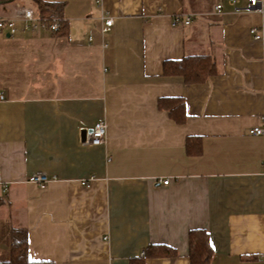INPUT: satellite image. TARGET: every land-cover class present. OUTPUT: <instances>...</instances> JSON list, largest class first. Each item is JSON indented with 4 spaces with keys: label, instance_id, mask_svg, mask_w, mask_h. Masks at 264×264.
<instances>
[{
    "label": "crops",
    "instance_id": "0c3cea01",
    "mask_svg": "<svg viewBox=\"0 0 264 264\" xmlns=\"http://www.w3.org/2000/svg\"><path fill=\"white\" fill-rule=\"evenodd\" d=\"M46 1L64 3L63 34L0 40V242L23 228L29 258L54 264H132L163 244L176 255L145 264H190L188 233L204 229L209 264H264V135L249 132L264 128V15L247 0ZM188 55L213 74L163 73ZM167 97L184 100L182 123L159 108ZM100 120L105 142L83 144ZM37 171L45 188L27 182Z\"/></svg>",
    "mask_w": 264,
    "mask_h": 264
},
{
    "label": "trees",
    "instance_id": "16d2710c",
    "mask_svg": "<svg viewBox=\"0 0 264 264\" xmlns=\"http://www.w3.org/2000/svg\"><path fill=\"white\" fill-rule=\"evenodd\" d=\"M17 0H0V4L12 3ZM34 13L42 16L59 19L56 33L63 34L66 24L62 21L63 2H48L46 0H29ZM214 72V62L208 55H188L181 59L166 61L163 64L165 75H180L186 83H200L205 81ZM159 108L168 111L169 116L177 123L186 118L185 102L180 97H167L158 100ZM8 258L0 260V264H54L51 261L31 260L28 256L27 232L23 228L10 229L8 233ZM188 256L190 264H209L213 250L209 236L204 229H192L188 233ZM143 257L134 258L132 264H145L144 259L152 257H171L176 251L163 244H150L143 250Z\"/></svg>",
    "mask_w": 264,
    "mask_h": 264
},
{
    "label": "built area",
    "instance_id": "2783aa9c",
    "mask_svg": "<svg viewBox=\"0 0 264 264\" xmlns=\"http://www.w3.org/2000/svg\"><path fill=\"white\" fill-rule=\"evenodd\" d=\"M233 3H237L238 0H230ZM249 10L255 11L264 15V3L258 0H247ZM221 5H217L216 8L220 9ZM102 28L101 32H106L113 25V19L111 17H102ZM190 16L186 15L184 17L183 23H189ZM181 21L180 15H174L172 19L173 25H176ZM18 22H20V28H18ZM59 27L58 18H47L42 17L34 13L32 8H22L20 11L15 14L13 17H0V31H5L9 35L15 34L19 29L21 31H27L36 28H44L50 31H55ZM260 28L264 30V20L260 25ZM249 33L255 39H262L263 36L258 32L257 27H251ZM250 134L253 135H264V128L255 126L249 130ZM105 133H106V124L104 121H97L91 129L85 130L83 144L96 146L103 144L105 142ZM264 165V160H263ZM51 178L42 171L33 172L27 177V182L36 184L40 188H45L49 183ZM168 179L163 180V184H167ZM81 184L87 185L85 181H81ZM143 255V253L141 254Z\"/></svg>",
    "mask_w": 264,
    "mask_h": 264
},
{
    "label": "rangeland",
    "instance_id": "374dc122",
    "mask_svg": "<svg viewBox=\"0 0 264 264\" xmlns=\"http://www.w3.org/2000/svg\"><path fill=\"white\" fill-rule=\"evenodd\" d=\"M5 34H6V32L3 30V31H0V40H2V41H4V40H8V39H6L7 37H5ZM15 37V34H13V35H11V37ZM3 46L4 45H2V42L0 43V48L1 49H4L3 48ZM30 69H32V67L30 68ZM34 71V70H33ZM4 197V196H3ZM6 228H7V223H6V221H3V225H1V228L0 229H2L3 231H4V233H5V231H6ZM3 233V232H2ZM7 243L8 242H0V244H1V246H3L4 247V249H6L5 247L7 246ZM2 252L0 251V260H2V259H5V258H2V254H1Z\"/></svg>",
    "mask_w": 264,
    "mask_h": 264
},
{
    "label": "water",
    "instance_id": "95a60500",
    "mask_svg": "<svg viewBox=\"0 0 264 264\" xmlns=\"http://www.w3.org/2000/svg\"><path fill=\"white\" fill-rule=\"evenodd\" d=\"M6 36L8 37V36H9V34H6Z\"/></svg>",
    "mask_w": 264,
    "mask_h": 264
}]
</instances>
